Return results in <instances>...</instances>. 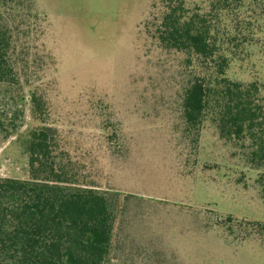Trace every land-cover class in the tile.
<instances>
[{"label": "rangeland", "instance_id": "obj_1", "mask_svg": "<svg viewBox=\"0 0 264 264\" xmlns=\"http://www.w3.org/2000/svg\"><path fill=\"white\" fill-rule=\"evenodd\" d=\"M187 6L209 11L210 0ZM161 16L160 0H0L11 71L0 83V177L28 179L29 132L53 126L82 181L122 194L106 264H264L263 242L240 231L264 222L262 172L211 113L198 138L185 133L192 73L153 38ZM224 45L232 80L264 81L263 33L234 30Z\"/></svg>", "mask_w": 264, "mask_h": 264}, {"label": "trees", "instance_id": "obj_2", "mask_svg": "<svg viewBox=\"0 0 264 264\" xmlns=\"http://www.w3.org/2000/svg\"><path fill=\"white\" fill-rule=\"evenodd\" d=\"M160 3L153 38L160 48L185 54L192 73L181 103L185 133L195 132L198 138L211 113L219 137L236 144L245 162L262 172L257 182L264 200V81L232 80L227 75L231 51L224 45L234 30L264 34V0H210L209 11L190 9L187 0ZM9 46L6 29L0 27V83L11 73ZM200 65L208 70L201 71ZM27 151L28 179L0 177V264H106L122 194L82 181L53 126L33 128ZM232 220L230 235L235 233ZM240 227L242 240L253 237L264 244V222Z\"/></svg>", "mask_w": 264, "mask_h": 264}]
</instances>
